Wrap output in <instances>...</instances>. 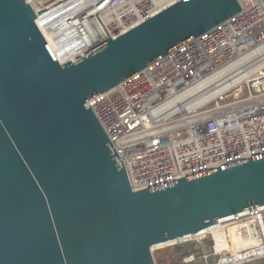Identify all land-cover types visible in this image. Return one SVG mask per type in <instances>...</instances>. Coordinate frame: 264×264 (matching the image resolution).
<instances>
[{"label": "water", "instance_id": "obj_1", "mask_svg": "<svg viewBox=\"0 0 264 264\" xmlns=\"http://www.w3.org/2000/svg\"><path fill=\"white\" fill-rule=\"evenodd\" d=\"M242 9L179 0L61 61L0 0V264H156L153 249L264 205V153L142 190L86 103Z\"/></svg>", "mask_w": 264, "mask_h": 264}, {"label": "built area", "instance_id": "obj_2", "mask_svg": "<svg viewBox=\"0 0 264 264\" xmlns=\"http://www.w3.org/2000/svg\"><path fill=\"white\" fill-rule=\"evenodd\" d=\"M176 1L28 0L48 42L51 35L66 49L76 46L72 60ZM238 1L242 9L236 15L86 103L134 190L264 153V0ZM250 68L241 81L210 96ZM191 237L196 252L187 253L183 264L262 260L264 205L222 218Z\"/></svg>", "mask_w": 264, "mask_h": 264}, {"label": "rangeland", "instance_id": "obj_3", "mask_svg": "<svg viewBox=\"0 0 264 264\" xmlns=\"http://www.w3.org/2000/svg\"><path fill=\"white\" fill-rule=\"evenodd\" d=\"M195 239L189 237L170 244H165L153 249L156 264H183V257L187 253L194 252ZM177 246H183V249L178 251ZM210 247V244L207 245ZM196 252V251H195ZM259 260L251 264H259L263 261ZM192 264H202L201 262H194Z\"/></svg>", "mask_w": 264, "mask_h": 264}, {"label": "bare ground", "instance_id": "obj_4", "mask_svg": "<svg viewBox=\"0 0 264 264\" xmlns=\"http://www.w3.org/2000/svg\"><path fill=\"white\" fill-rule=\"evenodd\" d=\"M48 37V40L50 42V46L52 47V49H54V51L56 52V54L59 56V58L61 60H65V59H69V60H72L74 59L77 55V50H76V46L73 47V48H65V47H62L61 46V43L55 38V37H52L51 35H47ZM254 68H250L246 71V74H243V75H239V77L237 78V80L233 81L232 84L230 83H223L221 86L222 87H219L218 89L214 90L210 96L213 97V96H216L218 95L219 93L223 92L224 90H226L228 87H230L231 85L235 84L236 82L238 81H241L244 77L248 76L250 74V70H253ZM231 219L230 217L229 218H226L225 220L223 221H226V220H229ZM191 237V236H190ZM173 243V242H171ZM170 244V243H168Z\"/></svg>", "mask_w": 264, "mask_h": 264}, {"label": "trees", "instance_id": "obj_5", "mask_svg": "<svg viewBox=\"0 0 264 264\" xmlns=\"http://www.w3.org/2000/svg\"><path fill=\"white\" fill-rule=\"evenodd\" d=\"M183 249V246H177V250L178 251H180V250H182ZM259 264H264V260L261 262V263H259Z\"/></svg>", "mask_w": 264, "mask_h": 264}]
</instances>
